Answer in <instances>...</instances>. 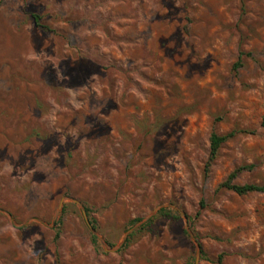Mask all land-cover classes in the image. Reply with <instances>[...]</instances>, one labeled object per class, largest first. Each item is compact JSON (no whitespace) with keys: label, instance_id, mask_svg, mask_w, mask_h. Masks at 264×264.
<instances>
[{"label":"rangeland","instance_id":"374dc122","mask_svg":"<svg viewBox=\"0 0 264 264\" xmlns=\"http://www.w3.org/2000/svg\"><path fill=\"white\" fill-rule=\"evenodd\" d=\"M263 118L264 0H0V264H264Z\"/></svg>","mask_w":264,"mask_h":264},{"label":"trees","instance_id":"16d2710c","mask_svg":"<svg viewBox=\"0 0 264 264\" xmlns=\"http://www.w3.org/2000/svg\"><path fill=\"white\" fill-rule=\"evenodd\" d=\"M33 17H34V22L38 27H40L42 29H48L47 26L43 25L40 22V16L39 15L35 14ZM235 66H236V68L242 66V61L239 60ZM261 125L264 127V118L262 119ZM240 132L241 133L246 132V130L236 129V130H232L231 132H229L227 134H218L216 132L211 133V135L209 137V141H210V152L209 153L210 154H209V158H208L207 165H206V171L209 170L212 162L217 158L221 146L225 142H227L228 140H230L231 138H233L236 134H238ZM243 169H244V167H238L235 170H233L229 174L227 179L221 183L220 187L224 188V189L231 190L238 195H247V194H250L253 192L264 193V184H256V183L238 184L235 182V179L237 178L238 174ZM86 212H87V216H88L89 220L91 221V224L93 225V227L96 228V221L90 217L88 208H86ZM160 213L163 215L173 216V214H175L176 212L172 208H169V207L166 208L165 207V208H162L160 210ZM139 221H140V219H134L131 221V224L134 225V224L138 223ZM92 241L96 247L100 246V241L95 234H92ZM202 254H203V252H202ZM206 259H208V258H206ZM222 259H223V255H220L217 259V262H221Z\"/></svg>","mask_w":264,"mask_h":264},{"label":"water","instance_id":"95a60500","mask_svg":"<svg viewBox=\"0 0 264 264\" xmlns=\"http://www.w3.org/2000/svg\"><path fill=\"white\" fill-rule=\"evenodd\" d=\"M84 215H85V217H87V213H86V211L84 210Z\"/></svg>","mask_w":264,"mask_h":264}]
</instances>
